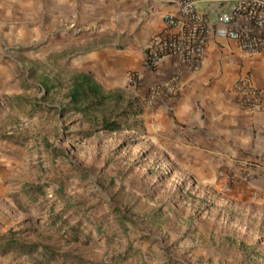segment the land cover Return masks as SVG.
<instances>
[{"label": "rangeland", "instance_id": "obj_1", "mask_svg": "<svg viewBox=\"0 0 264 264\" xmlns=\"http://www.w3.org/2000/svg\"><path fill=\"white\" fill-rule=\"evenodd\" d=\"M59 29L57 49L48 47L52 43L38 45L22 65L28 105H15L20 126L13 140L25 150L28 164L4 177L6 186L0 187V238L36 250L25 255L0 246V264H264V203L250 205L234 230L230 208L200 196L190 184L169 180L158 157L148 160L133 121L121 115L124 105L105 104L86 117L71 110L68 93L79 73L90 74L105 92L118 91L141 107L147 103L139 84L128 81L137 71L124 81H109L88 59L102 49L124 50L129 43L121 42L119 30L98 23ZM247 62L240 63L235 78L264 71L262 63ZM103 118L123 129L101 130ZM27 184L42 187V193H32L34 201L24 199ZM222 208L228 214L222 225L218 218L213 226V220L200 219L206 211L220 216ZM64 209L67 224L79 225L77 240L65 228L49 227L51 212ZM225 239L240 241L239 249H221ZM218 254L228 259L221 261ZM233 254L240 260H230Z\"/></svg>", "mask_w": 264, "mask_h": 264}, {"label": "crops", "instance_id": "obj_2", "mask_svg": "<svg viewBox=\"0 0 264 264\" xmlns=\"http://www.w3.org/2000/svg\"><path fill=\"white\" fill-rule=\"evenodd\" d=\"M174 1L0 0V95L6 99V108L0 116L2 189L6 186L4 177L9 178L14 169L28 164L25 150L13 140L14 131L20 126L15 118L18 115L15 105H28L22 65H27L32 49L38 45L52 43L48 47L52 51L57 49L62 24L98 23L116 27L121 42L129 43L120 53L102 49L89 53L88 59L109 81H124L131 72L139 73V91L147 103L141 107L139 100L130 99L139 112L128 119L138 130V145L144 148L143 152L148 150V160L158 157V166L168 170L169 180L179 179L184 185L190 184L200 196H213L219 206L230 208L234 230L241 228L240 219L250 213V205L264 203V113L246 111L233 86L240 63L245 65L249 60L264 66V55L255 56L264 53L249 57L240 53L232 41L211 35L205 58L198 68L174 58L163 59L153 70L142 67L143 47L153 37L165 33L163 16L177 12ZM225 2L196 0V8L213 20L216 13L229 7L230 3ZM173 77H178L181 84L177 95L160 94L148 101L154 87ZM251 79L264 102L262 68L254 71ZM99 85L104 90L105 86ZM244 165L251 171V180L238 182L227 192L219 193L224 182L220 172L238 175V169ZM28 186L25 185L22 194L25 200L34 201L27 194ZM224 211V208L218 210L220 216L206 211L200 219L213 220V226L218 218L217 224L222 225V218L228 216L225 217ZM185 212L188 217L189 211ZM239 244L238 240L230 244L225 239L220 248L238 250ZM236 256L231 255L230 260H240ZM218 258L228 259L220 254Z\"/></svg>", "mask_w": 264, "mask_h": 264}, {"label": "built area", "instance_id": "obj_3", "mask_svg": "<svg viewBox=\"0 0 264 264\" xmlns=\"http://www.w3.org/2000/svg\"><path fill=\"white\" fill-rule=\"evenodd\" d=\"M176 13L163 16L166 31L153 37L143 47L144 66L153 70L165 58H174L198 68L206 55L208 39L211 35L232 41L237 50L244 54L264 53V0H233L227 9L216 13L213 20L196 8V0H175ZM129 83L135 87L138 77L131 74ZM234 90L240 105L248 112H263L264 102L261 92L248 76L238 77ZM181 84L178 77L153 88L148 101L160 94L175 96ZM6 108V99L0 95V116ZM235 173L220 172L224 180L218 192H227L238 182L248 183L251 171L247 165Z\"/></svg>", "mask_w": 264, "mask_h": 264}, {"label": "trees", "instance_id": "obj_4", "mask_svg": "<svg viewBox=\"0 0 264 264\" xmlns=\"http://www.w3.org/2000/svg\"><path fill=\"white\" fill-rule=\"evenodd\" d=\"M72 86L68 93V99L70 104H72V111L86 117L88 114L93 112V109H98L105 104H113L118 106L119 104L124 105L121 115L125 118L138 114V107L133 104L130 99H126L120 92H105L102 87L93 80L92 76L87 73H79L72 79ZM123 129V125L118 121H108L106 118L101 120V130L108 132H117ZM42 187L40 186H28L27 194L31 197L32 193H42ZM65 207H70L65 205ZM67 209L64 211H59L54 213L53 211L49 215V227L50 229H55L60 231L63 228L66 232L70 233L71 236L74 234L75 240H77V234H79V225H69L66 222V217H64ZM72 240V238H71ZM0 246L6 251H14L17 253L30 255L36 250L35 245H23L16 241L14 238L3 237L0 238Z\"/></svg>", "mask_w": 264, "mask_h": 264}]
</instances>
